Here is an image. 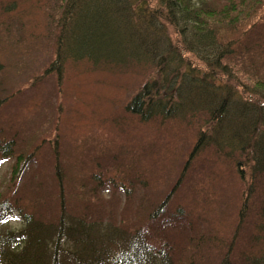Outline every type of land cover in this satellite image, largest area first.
<instances>
[{
    "label": "rangeland",
    "instance_id": "rangeland-1",
    "mask_svg": "<svg viewBox=\"0 0 264 264\" xmlns=\"http://www.w3.org/2000/svg\"><path fill=\"white\" fill-rule=\"evenodd\" d=\"M61 2L0 0V101H4L0 148L12 143L13 154L5 158L0 152V198L48 221L58 216L63 201L71 215H80L88 207L108 224L131 228L141 225L179 187L158 231L159 238L178 247L179 257L185 247L186 257L192 254L201 264L264 254V241L257 239L256 230L264 181L239 226L247 187L245 167L237 163L240 158L228 155L230 150H225V156L206 148L186 167L198 132L208 121L206 109L184 120L157 117L144 122L130 114L126 106L150 69L131 62L120 68L75 62L62 44L67 35L62 34L63 23H56ZM14 4L16 9L11 11ZM261 4V0L250 3L249 16L240 26L243 34L237 39L241 47L225 62L235 80L246 85L239 88L247 92L241 95L253 101L248 91L254 76L240 59L251 57L257 66L264 65ZM169 33L178 44V35L170 28ZM185 56L193 67L205 70L195 56ZM228 78L225 75V81ZM94 175L105 181L95 197ZM133 175L145 184L137 183L130 199L107 182ZM3 222L13 231L24 226L16 211Z\"/></svg>",
    "mask_w": 264,
    "mask_h": 264
},
{
    "label": "trees",
    "instance_id": "trees-1",
    "mask_svg": "<svg viewBox=\"0 0 264 264\" xmlns=\"http://www.w3.org/2000/svg\"><path fill=\"white\" fill-rule=\"evenodd\" d=\"M254 1L62 0L56 19V23H63L62 34L67 35L62 44L75 62L87 61L96 68H120L131 62L150 69L148 79L126 106L133 116L144 122L157 117L184 120L206 109L208 121L203 124L205 129L198 132L186 167L206 148L224 155L225 150H230L228 155L240 158L237 163L245 167L247 187L239 226L264 181V65L257 66L251 57L240 59L254 76L248 91L253 101L241 95L247 92L239 88L246 85L235 80L225 62L241 47L237 45L243 34L240 26L247 20V9ZM261 2L259 11L264 6V0ZM15 9L16 4L11 11ZM169 28L178 35L179 45ZM186 54L201 61L205 70L193 67ZM225 75L229 77L227 81ZM0 152L12 158V143L0 148ZM19 174L14 172L15 177ZM185 174L184 170L180 182ZM57 175L60 180L59 170ZM133 177L107 182L130 199L135 185L145 184L139 175ZM93 178L98 183L92 191L95 197L105 181L97 175ZM178 188L152 209L141 225L131 228L124 223L122 227L108 224L88 207L80 215H71L63 201L58 216L48 221L46 216H37L1 197L0 264H201L192 254L186 257L188 248L179 257L178 247L158 237ZM14 211L24 221L20 231L3 226ZM257 225V239L264 241V199ZM220 264H264V254L236 262L226 257Z\"/></svg>",
    "mask_w": 264,
    "mask_h": 264
}]
</instances>
